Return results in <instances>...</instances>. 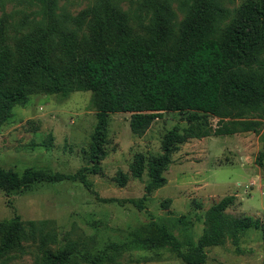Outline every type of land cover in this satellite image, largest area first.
I'll return each instance as SVG.
<instances>
[{"label":"trees","instance_id":"16d2710c","mask_svg":"<svg viewBox=\"0 0 264 264\" xmlns=\"http://www.w3.org/2000/svg\"><path fill=\"white\" fill-rule=\"evenodd\" d=\"M31 1L40 7L31 20L19 24L25 32L15 46L8 43V23L0 16V127L11 119L14 108L24 107L36 92L59 100L74 92H89L96 111L87 154L90 168L76 175L31 169L19 175L0 169L1 191L64 180H79L90 189L85 172L97 174L106 158L112 114H130V133L141 137L163 113H187L189 126L166 132L159 155L137 154L133 159L131 176L139 179L147 171L148 177L143 197L128 201L139 211L166 184L164 172L179 145L191 139L260 133L264 125V0H245L234 11L225 7L226 0H177L183 16L179 24L171 0H152L145 11L143 34L133 32L128 15L114 0L76 17L59 12V0ZM3 8L4 0H0V11ZM84 25L90 30L89 40L82 35ZM208 117L217 119L215 128L206 122ZM45 143L49 145L50 139ZM126 181L120 174L119 185L124 187ZM235 201V196L224 197L205 211L196 243H182L166 226L153 222L146 236L109 243L100 250L93 249L88 239L67 233L63 248L51 251L59 244L53 222H23L14 216L0 221V264H14L26 254L25 244L41 250L32 264H117L130 246L168 248L185 264H204L206 249L230 241L239 250L242 235L251 229L261 235L264 257V216L228 214Z\"/></svg>","mask_w":264,"mask_h":264},{"label":"rangeland","instance_id":"374dc122","mask_svg":"<svg viewBox=\"0 0 264 264\" xmlns=\"http://www.w3.org/2000/svg\"><path fill=\"white\" fill-rule=\"evenodd\" d=\"M105 1L59 0L58 7L59 12L76 17L86 9L104 6ZM114 1L128 15L133 32L143 34L142 25L147 24L145 11L152 0ZM244 2L226 0L225 7L234 11ZM170 4L179 24L183 16L177 9L178 2L171 0ZM39 7L31 0H4L0 16L8 23L5 36L11 46L25 32L19 24L31 20ZM90 19L87 18L89 22ZM82 35L87 40L91 38L88 26L82 27ZM186 115L165 112L141 137L130 133V114L109 115L106 158L97 174L85 172L90 189L79 180H64L35 183L11 193L0 190V221L18 216L23 222H53L59 244L49 249L56 251L63 248L62 238L67 233L88 239L93 249L100 250L109 243L122 244L130 242L133 236H146L153 222L166 226L182 243H196L202 233L205 211L228 196L236 197L226 211L228 214L252 219L264 216V125L257 135L191 139L179 145L164 172L166 184L147 199L145 209L139 211L128 203L143 197L148 180L147 171L139 179L131 176L134 157L159 155L166 132L175 126L181 130L189 126ZM206 122L212 128L217 126L213 117L206 118ZM95 124L91 93L74 92L59 100L36 92L24 107L14 108L11 119L0 127V169L19 175L27 169L76 175L79 170L90 168L87 154ZM120 174L127 177L124 187L118 183ZM261 243L260 233L251 229L242 235L239 250L230 241L206 249L204 264H264ZM23 249L26 254L14 264H32L33 256L41 253L35 244H25ZM125 250L117 264H185L168 248L148 250L130 246Z\"/></svg>","mask_w":264,"mask_h":264}]
</instances>
